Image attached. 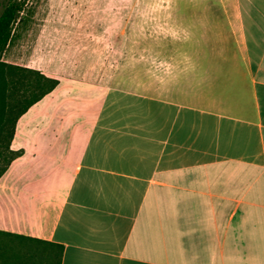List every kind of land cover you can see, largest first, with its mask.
Wrapping results in <instances>:
<instances>
[{
    "label": "crops",
    "instance_id": "0c3cea01",
    "mask_svg": "<svg viewBox=\"0 0 264 264\" xmlns=\"http://www.w3.org/2000/svg\"><path fill=\"white\" fill-rule=\"evenodd\" d=\"M238 12L242 48L214 67L149 95L104 72L30 107L0 231L61 244L62 264H264V0Z\"/></svg>",
    "mask_w": 264,
    "mask_h": 264
},
{
    "label": "rangeland",
    "instance_id": "374dc122",
    "mask_svg": "<svg viewBox=\"0 0 264 264\" xmlns=\"http://www.w3.org/2000/svg\"><path fill=\"white\" fill-rule=\"evenodd\" d=\"M242 7L243 0H26L2 60L59 80L41 112L110 71L149 95L180 69L214 67L221 61L213 58L240 52Z\"/></svg>",
    "mask_w": 264,
    "mask_h": 264
},
{
    "label": "trees",
    "instance_id": "16d2710c",
    "mask_svg": "<svg viewBox=\"0 0 264 264\" xmlns=\"http://www.w3.org/2000/svg\"><path fill=\"white\" fill-rule=\"evenodd\" d=\"M0 10V178L22 151L11 149L16 123L50 94L59 80L38 70L2 60L15 27L23 21L26 0H5ZM61 244L0 231V264H62Z\"/></svg>",
    "mask_w": 264,
    "mask_h": 264
}]
</instances>
